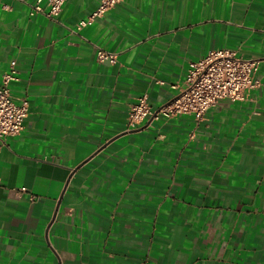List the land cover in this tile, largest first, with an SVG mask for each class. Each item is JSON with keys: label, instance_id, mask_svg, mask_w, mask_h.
<instances>
[{"label": "crops", "instance_id": "crops-1", "mask_svg": "<svg viewBox=\"0 0 264 264\" xmlns=\"http://www.w3.org/2000/svg\"><path fill=\"white\" fill-rule=\"evenodd\" d=\"M37 2L0 0V83L29 102L0 140V264H264V0H122L82 29L101 0ZM221 48L260 60L245 99L129 128Z\"/></svg>", "mask_w": 264, "mask_h": 264}, {"label": "built area", "instance_id": "built-area-1", "mask_svg": "<svg viewBox=\"0 0 264 264\" xmlns=\"http://www.w3.org/2000/svg\"><path fill=\"white\" fill-rule=\"evenodd\" d=\"M65 1L48 0V10H44L38 2L34 3L31 14L43 13L51 19H57ZM121 1L101 0L96 10L86 20L79 22L77 29H82L95 18L104 16ZM97 60L115 63L117 54L97 46ZM259 64L260 60L245 58L236 50H212L205 58L191 63L184 85L167 103L152 108L147 94L141 96L129 110V128L136 129L146 119L153 122L161 117L168 119L180 115H194L197 120H201L211 107L223 99L243 100L248 91L259 86L256 79ZM16 73V69L12 68L5 73L0 83V140L20 134L28 114V100L16 102L11 94L10 83L17 79Z\"/></svg>", "mask_w": 264, "mask_h": 264}]
</instances>
